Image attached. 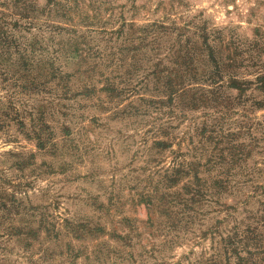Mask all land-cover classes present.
Here are the masks:
<instances>
[{
  "label": "rangeland",
  "instance_id": "obj_1",
  "mask_svg": "<svg viewBox=\"0 0 264 264\" xmlns=\"http://www.w3.org/2000/svg\"><path fill=\"white\" fill-rule=\"evenodd\" d=\"M14 1L0 0V18L10 23ZM59 1L70 17L52 21L74 26L101 51L127 50L116 67L112 60L92 73L71 72L77 95L67 101L58 81L24 91L25 79L11 80L0 66V264H208L215 255L224 264L220 238L233 228L264 238V0ZM124 23L133 30L107 36L106 46L100 29L115 33ZM152 24L162 29H147ZM179 45L195 48L198 74L211 72L212 53L220 86L189 79L197 93L178 92L170 104L162 84ZM232 79L242 92L228 87ZM106 81L116 92L103 90ZM202 93L219 99H192ZM182 167L189 174L176 184L160 182L164 170L173 176ZM216 178L226 183L214 193Z\"/></svg>",
  "mask_w": 264,
  "mask_h": 264
},
{
  "label": "trees",
  "instance_id": "obj_2",
  "mask_svg": "<svg viewBox=\"0 0 264 264\" xmlns=\"http://www.w3.org/2000/svg\"><path fill=\"white\" fill-rule=\"evenodd\" d=\"M45 1L48 2L50 6L40 9L36 4V0H16L13 4L17 11L15 14L17 20H13L10 23L2 17L0 18V66L3 67V72L11 70V80L13 79L18 81L22 78L25 79V81L22 83V86H19V88L24 91L33 89L35 91H40L41 89L43 90L47 84L51 83L52 80L58 81L59 84L55 86L56 88L60 87L58 97L63 101H67L69 100L68 98L74 94V90L69 84V81L73 76L72 74H75V72H80V69L82 68H85V71L79 73L80 75H85L84 73L86 72L92 73L99 67L107 68L106 63H110V65H112V60L115 61V65L112 66L116 67L117 63L120 62V56H122V52H126L127 49L124 44H122L121 46H118L117 49L110 47L105 52L99 50L98 45H94L95 47L91 46L90 39H88L84 34H78V31L76 28H74V26L67 28L68 26H66V24L51 20V18H59L64 20V18L68 19V17H70V8L67 6V3L65 5L59 0ZM64 1L68 2V0ZM45 10V19L40 20L37 18V15L45 13ZM82 15L85 19L89 18L86 13ZM95 18L97 19L96 14ZM23 21H25V23L21 25L20 22ZM126 27L128 28V31L133 30V25L125 26V23L122 24L120 29L115 33L104 31V29L101 28L99 31L102 34L101 40L104 38L107 39V36H112L113 34H115L117 36L116 39H118L123 34ZM33 29L37 30L38 34H31ZM147 29L156 31L162 29V27L152 24ZM45 30L48 31L46 34H49L50 36V48H47V46H43L42 44L43 36L41 35L43 34L41 33H45ZM62 32L67 36L66 41H60L58 39ZM142 33L144 37L147 36L145 32ZM27 34L32 35V37H26L25 35ZM38 38L39 41L37 40ZM105 42L107 43L105 44L106 46L110 43L108 39L105 40ZM207 50H209V47H207ZM115 55H117V57H114ZM194 55V47L179 45L178 49L176 51L173 50L171 56L169 57V62L175 65V67H173L175 70H171L169 75H167L165 81L162 84V88L164 94H167L170 104L173 102V96L178 92L182 97L184 96L183 93L185 90L187 92H196L194 91L195 89H193L192 84H186V81H191L189 79H193V81H195L196 78L206 77L207 80L211 81V83L213 82L212 84H214L215 87L219 88L220 86V82L216 81V79H220V66L218 62L214 60L213 54L210 53L211 60L209 58L212 63V70L211 72H207V74H205V72H202L201 74L197 73L196 64L194 63L196 60L193 58ZM207 57H209V55ZM95 60H97L98 63L93 64V61ZM8 62L10 63L9 66H3ZM156 67L157 66H155V68ZM157 75L158 74H154V72L151 74L153 78L154 76L157 77ZM15 77L16 79H14ZM17 77H20V79ZM85 80H91V78L87 77ZM129 81L130 79H126V84L124 86L127 88L125 90L131 89ZM106 82L107 87L103 90L109 93L116 92V87L114 84L111 85L109 81ZM228 87L236 89L239 92L244 90V88L241 86L239 87L237 82L233 79L228 84ZM121 92L122 91L119 90L117 91V94L119 95ZM89 93H91L89 86L85 85L83 87V94L87 95ZM75 95L77 94H74V96ZM217 95L218 93H213V96L210 98L205 96L204 93H202L200 96L194 94L192 95V99L197 102H203V104L206 105L208 102L217 101L219 99ZM63 129L64 130H62V132L64 135L69 136V129L66 127ZM163 129L160 131V134L162 135L164 134V132H162ZM37 132L39 131L35 130L30 134L35 136L38 147L43 148L46 145V139H41V132L39 134H37ZM201 134H203V131ZM155 144L157 147H159V149H164L166 142L157 141ZM178 166L179 164L176 165V167L172 166L171 169H178ZM169 171L170 170L168 169L164 170L165 176L161 178V183H163L165 180L169 185H174L179 181L181 176L189 174V171H186L184 167H182L181 170L176 171L177 175L167 176L166 174ZM193 173L194 172L192 171L191 175ZM193 177L194 179H197L198 182H200V179L196 173ZM225 183V180L223 181L220 178H216L213 182V185L208 188L212 192L217 193L218 191L225 189ZM187 184L188 183H185L181 189L186 190L189 188V185ZM148 203H150V201ZM220 239L222 250L225 254L224 264H230L229 256L231 255H233L236 260L235 264H264V238L259 232H256L251 227L247 226L242 230H238V227H235L231 230V234ZM258 255H262V257L257 260H250L252 256L256 257ZM207 263L222 264V262L218 261V256L216 255L207 260Z\"/></svg>",
  "mask_w": 264,
  "mask_h": 264
}]
</instances>
